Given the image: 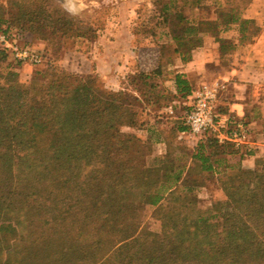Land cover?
<instances>
[{"label":"trees","instance_id":"16d2710c","mask_svg":"<svg viewBox=\"0 0 264 264\" xmlns=\"http://www.w3.org/2000/svg\"><path fill=\"white\" fill-rule=\"evenodd\" d=\"M8 1L9 8L0 4V33L24 43L36 32L49 40L93 32L67 13L55 18L43 5ZM179 2L162 1L159 16L173 29L177 58L187 62L207 38L183 8L203 0ZM257 17L228 0L205 21L227 68L239 47L261 34ZM8 55L0 42V264H264V157L253 170L245 165L257 149L206 135L189 165L154 156L149 138L137 132L136 97L55 63L24 83L5 64ZM174 83L183 101L173 97L168 116L177 103L189 110L198 87L181 72ZM251 111L261 118L259 108ZM252 117L243 119L252 126ZM177 129L180 140L190 133L183 120ZM194 170L223 176L228 199L198 208V184L188 181ZM147 205L157 206L161 232L142 227Z\"/></svg>","mask_w":264,"mask_h":264},{"label":"rangeland","instance_id":"374dc122","mask_svg":"<svg viewBox=\"0 0 264 264\" xmlns=\"http://www.w3.org/2000/svg\"><path fill=\"white\" fill-rule=\"evenodd\" d=\"M28 1L31 9L43 5L55 18L67 13L73 17L76 26L93 29V32L88 31L85 36H55L50 40L42 34L34 33L29 44L54 55L55 60L32 65L17 62L9 53L5 64L19 74V80L28 83L35 70L46 67L47 63H55L80 75L95 76L97 83L103 88L114 92L124 91L137 98L134 107L138 111L143 127L137 132L143 139L149 138L152 155L161 157L167 155L170 159H175L176 164L189 165L193 147L197 141L204 138L186 133L180 140L177 126L182 121L181 117L171 118L165 112V105L173 97L182 100L175 94L174 83V73L182 69V61L177 58L178 54L174 51L177 43L173 38V29L159 16L162 1L167 0ZM227 1L203 0L201 7L183 8L189 22L201 27L199 35L210 39V53H215V46L211 33L206 31L205 21L215 19L218 10L227 6ZM234 2L246 16H259L256 20L263 25L261 34L250 38V42L239 47L237 52L241 61L246 59L242 57H248L246 60L249 61L251 70L247 71L253 75L256 83L259 79L264 80L261 78L264 72V0H254L252 4L248 3V0ZM0 4L6 8L10 7L8 0H0ZM258 41L260 48L253 46V43ZM160 46L163 54L159 57ZM201 55L203 56V53ZM218 68L220 64L213 60L206 74L191 76L189 79L194 85L199 86L219 76ZM244 100L247 102L249 114L250 110L255 108L262 111L260 120L252 124V138L256 143L249 147L259 152L254 154V158L247 157H250V162L245 161L246 167L253 170L260 167L257 159L264 157V146L262 148L257 146L258 142L264 143V83L249 87L247 98ZM176 105L175 115H179L184 104L181 102ZM123 129L130 131L127 127ZM217 177L195 170L188 176L189 183L198 184L193 185L198 208L208 209L214 203L228 199L220 183L223 176H219L221 177L219 179ZM156 210L157 206L147 205L141 213L142 227L155 233L161 232L162 229V221Z\"/></svg>","mask_w":264,"mask_h":264},{"label":"built area","instance_id":"2783aa9c","mask_svg":"<svg viewBox=\"0 0 264 264\" xmlns=\"http://www.w3.org/2000/svg\"><path fill=\"white\" fill-rule=\"evenodd\" d=\"M1 44L17 62L38 65L45 61L55 60V56L44 49L24 43L20 37L0 33ZM225 88V79L215 77L199 85L193 92L192 106L189 110L180 111L182 120L189 125L190 133L196 136L209 135L219 143L230 142L235 147H251L256 141L252 138V126L245 122L243 115L225 113L217 109L218 101ZM170 115L175 109L169 107Z\"/></svg>","mask_w":264,"mask_h":264},{"label":"crops","instance_id":"0c3cea01","mask_svg":"<svg viewBox=\"0 0 264 264\" xmlns=\"http://www.w3.org/2000/svg\"><path fill=\"white\" fill-rule=\"evenodd\" d=\"M209 43H210V39H207L205 44H203L198 50H196V52L193 53V56L189 61L182 62V69H179L176 72L186 73L187 77L206 74V72L209 70L210 62L216 60L217 63L220 64V68H218L219 76L217 77H222L225 79V88L223 91L224 93L219 98L218 104L225 106V108L228 109V113L249 116L247 110V102L244 100L247 98L248 89L251 86L255 87L257 85H262L264 83V80L259 79V81H256L255 83V80L253 79V75H251L250 72L247 71V70L249 71L251 70L250 69L251 67L248 65L249 61L246 60L248 57H242V59L243 58L246 59H244V61H241V58H239L237 55L238 50L235 54L234 65L231 68H227L220 59L219 43L213 42L214 43L213 45L215 46V53L209 52V48H210ZM253 46H255L256 48H260L259 41L254 42ZM202 53L203 56L201 55ZM261 78H264V72L261 75ZM175 91H176V87H175ZM250 113L251 116H253L252 117L253 123H257L260 120V118L258 117V113L257 112L254 113L251 110ZM178 116L181 117L180 114L173 116L169 114V117L171 118H175ZM257 144H258L257 146L261 148L264 146V143L262 144L258 142ZM250 157L254 158L255 155H250ZM250 157L247 158L245 161L250 162L251 161Z\"/></svg>","mask_w":264,"mask_h":264}]
</instances>
